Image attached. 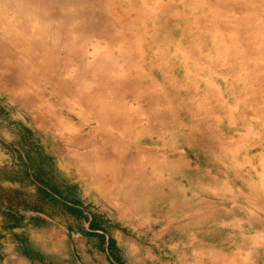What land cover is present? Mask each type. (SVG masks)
I'll return each instance as SVG.
<instances>
[{
    "label": "rangeland",
    "instance_id": "1",
    "mask_svg": "<svg viewBox=\"0 0 264 264\" xmlns=\"http://www.w3.org/2000/svg\"><path fill=\"white\" fill-rule=\"evenodd\" d=\"M0 138L100 184L119 264H264V0H0Z\"/></svg>",
    "mask_w": 264,
    "mask_h": 264
},
{
    "label": "crops",
    "instance_id": "2",
    "mask_svg": "<svg viewBox=\"0 0 264 264\" xmlns=\"http://www.w3.org/2000/svg\"><path fill=\"white\" fill-rule=\"evenodd\" d=\"M43 149L32 172L0 138V264H119L122 250L138 248L122 217L88 173Z\"/></svg>",
    "mask_w": 264,
    "mask_h": 264
},
{
    "label": "bare ground",
    "instance_id": "3",
    "mask_svg": "<svg viewBox=\"0 0 264 264\" xmlns=\"http://www.w3.org/2000/svg\"><path fill=\"white\" fill-rule=\"evenodd\" d=\"M106 24V23H105ZM95 33H97V32H95ZM93 34V33H92ZM89 35V34H88ZM95 37V36H94ZM102 39V38H101ZM104 39V38H103ZM103 46H105V44L103 45ZM96 48V47H95ZM105 50H106V48H105ZM97 51V50H96ZM100 55V54H99ZM135 92V91H134ZM114 100V99H113ZM99 101H101V99H99ZM109 104V103H108ZM131 105V104H130ZM134 112V111H133ZM121 114V113H120Z\"/></svg>",
    "mask_w": 264,
    "mask_h": 264
}]
</instances>
